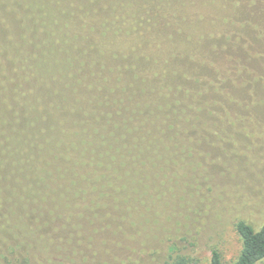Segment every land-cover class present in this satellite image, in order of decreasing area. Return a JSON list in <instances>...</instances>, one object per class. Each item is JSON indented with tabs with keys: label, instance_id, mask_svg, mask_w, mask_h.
Masks as SVG:
<instances>
[{
	"label": "trees",
	"instance_id": "16d2710c",
	"mask_svg": "<svg viewBox=\"0 0 264 264\" xmlns=\"http://www.w3.org/2000/svg\"><path fill=\"white\" fill-rule=\"evenodd\" d=\"M263 124L264 6L0 0L1 240L51 215H145L152 184ZM235 226L232 264L264 260V224Z\"/></svg>",
	"mask_w": 264,
	"mask_h": 264
},
{
	"label": "rangeland",
	"instance_id": "374dc122",
	"mask_svg": "<svg viewBox=\"0 0 264 264\" xmlns=\"http://www.w3.org/2000/svg\"><path fill=\"white\" fill-rule=\"evenodd\" d=\"M234 138L226 140L235 146L200 147L176 179L152 184L145 215H51L57 223L37 236L0 238L2 264H173L177 256L211 264L213 248L232 264L243 246L237 221L264 224V135Z\"/></svg>",
	"mask_w": 264,
	"mask_h": 264
}]
</instances>
